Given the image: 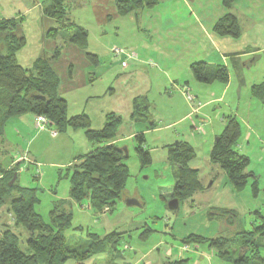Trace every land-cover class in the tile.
<instances>
[{
  "label": "rangeland",
  "instance_id": "374dc122",
  "mask_svg": "<svg viewBox=\"0 0 264 264\" xmlns=\"http://www.w3.org/2000/svg\"><path fill=\"white\" fill-rule=\"evenodd\" d=\"M103 1L70 0L67 3L68 21L64 29L59 30L56 38L45 37L43 42L45 54L59 78L58 93L67 102V115L72 116V112L81 110L88 104L87 107L94 110V118L90 121L91 127L97 124L95 112L103 113L104 118L107 113L114 112L121 116L122 120L127 119L130 112L129 98L145 92V82L150 81L149 78L136 74L130 77H126L127 74L118 77L117 73H192L188 67L189 62L199 56L196 45V22L205 26L213 22L216 16H219L217 5L220 2V0H184L183 2L172 0L173 6H171V0H157L158 5L150 10L151 18L143 15L131 20L133 12L125 16L119 15L115 9L112 10L111 4ZM167 3L170 4L169 7L166 6ZM239 3L254 8L253 18L257 17L256 12L261 8L264 10V1L253 3L252 0H239ZM238 16H240L239 21L245 23L241 15ZM248 21L249 18L246 22ZM151 22L157 23L156 31L146 27V24ZM71 23L87 31L88 46L96 50L94 53L98 55V63H92L81 48L68 42L69 36L73 33ZM169 25L173 28L172 33L168 35L163 28ZM241 28L244 30L242 25ZM56 46H60V53L56 58H51ZM114 47L133 51L135 58L125 60L124 55L115 57L111 52ZM138 47L139 50L136 49ZM139 52L144 53L150 60L143 62L138 68L136 63L139 60L136 54ZM247 59L248 64L242 67L243 69L230 67L231 85L224 96L221 88L225 83L222 82L219 90L212 91V94L207 92L204 100L199 101L195 97L193 103L186 100L183 84L180 82L169 83L164 87L157 83L149 86L148 93L144 95L150 105L156 108V112L161 110L168 112L172 105L176 108L181 107L184 111L187 109L184 105L186 103L192 116L170 128L160 124L162 128L156 130L146 125L147 129L142 132L144 134L142 148L150 155V162L147 164L141 162L136 151L137 140L134 137H127L124 133L121 134L123 135L121 141L116 145L126 149L127 157L124 164L127 167V178L124 191L114 207L111 211L106 207L94 214L86 208V199H83L81 204L71 203L70 210L72 227L80 226L84 231L89 229L95 234L102 233L98 231L102 215L107 216V220L114 226L117 224L120 227L121 223H124V218L128 217L130 223L138 222L141 226L146 223V226L153 231L144 240L138 239L135 232L130 233V236L123 235L114 244L115 250L106 243L104 255H97L95 252L93 258L85 264H130V262L133 264L136 258L140 259L138 264H145L146 260L150 262L152 258H141V256L146 250L152 251L154 244L160 240L163 246L160 247L159 254H156V259L162 264L167 258L164 247L175 245L178 248L180 238L187 234L194 233L205 238H238L242 236L241 231L252 230L256 222L261 219L256 212L264 216V105L252 97L250 92L252 85L264 81V54L252 55ZM121 60L127 61V68L121 65ZM87 73H95V76H98L91 86L82 84L83 77ZM189 90L190 94H195L192 88L189 87ZM181 92L184 97L180 96ZM88 94H93L94 97L86 101ZM208 100L209 102L203 105ZM74 101L78 102V106ZM197 105L199 108L193 112V107ZM197 116H203L207 120L212 118L211 123L214 124L222 118L226 119V116H236L241 127L239 144L244 143L246 147L240 149L237 145L235 148L240 154L249 158L245 172L254 174L258 188L256 194H253L251 189L253 181L251 177L240 192L231 193L227 190L229 183L225 174L209 159L214 138L213 133L210 132L211 126L206 125L207 121L205 124L197 122ZM193 121L197 122L195 126L200 127L199 131L195 126L192 128ZM10 127L7 124L5 128L9 144L7 143L8 146L5 147L0 146V163L4 168L9 166L6 170L14 165L16 167L19 163L16 188L23 186L35 189L38 196L35 210L42 221L49 224V212L53 202L69 199L70 182L66 175L68 168L66 164L74 154H78L75 149L79 146V139L82 136L78 133L82 130L74 131L73 137L71 128H68L70 129L68 132L65 130L60 133L56 128L47 126L46 134L41 135L34 142L31 141L24 148L23 143L22 147L19 145L20 141L15 130L11 132ZM125 129L126 126L122 131ZM57 132L61 136L53 138L51 134ZM10 133L14 139L11 138ZM77 135L80 137L78 138ZM246 135H248L247 139ZM83 139L87 141L85 136ZM165 140L169 145L164 144ZM175 142L188 143L195 151L194 158L188 161L187 166L197 170L202 188L191 198L180 201L177 210L170 211L168 202L172 198L171 188L175 183L173 173L175 167L168 161L167 154L168 149ZM87 143L96 146L94 143ZM23 154L27 156L28 161L21 158L22 161L16 160L11 163ZM217 172L222 175L218 177ZM126 199H135L139 206H127ZM66 210L68 211V207ZM6 228L12 229L20 240L28 235L23 227L15 224L12 213L7 211V204L0 208V236ZM65 234L69 238L72 235L75 238H84L86 244L92 241L86 238L85 232L80 233L74 228L66 230ZM260 243L264 242L260 240ZM188 246L190 251L184 252L182 256L188 258L190 264L195 259L200 260L202 264H231L221 260L217 252L218 248L209 245L208 242H191ZM235 247L237 244L230 243L224 250ZM194 249L205 254L197 257L193 254ZM259 252L264 257V247H261ZM68 262L75 264V260Z\"/></svg>",
  "mask_w": 264,
  "mask_h": 264
},
{
  "label": "trees",
  "instance_id": "16d2710c",
  "mask_svg": "<svg viewBox=\"0 0 264 264\" xmlns=\"http://www.w3.org/2000/svg\"><path fill=\"white\" fill-rule=\"evenodd\" d=\"M69 1L48 0L49 5L47 2L43 12L57 25L47 29L44 37L55 38L59 30L64 29L68 21L66 11ZM113 1L120 14L135 12L141 8L149 9L157 4V0ZM234 1L222 0V3L228 6ZM23 20V17L0 20V146L3 142V130L9 118L37 115L45 116L47 125L59 132L68 128L83 129L85 138L96 146L91 151L77 156L67 166L66 175L70 182L69 199L53 202L49 212V224L44 223L35 210L38 203L35 189L23 186L16 188L17 177L11 186L8 185L13 173L17 172L19 163L9 170L0 163V208L7 204V211L12 213L15 224L23 227L28 234L25 239L20 240L12 229L3 230L0 236V264H68L69 260H75V264H85L96 253L104 255L106 243L115 250L114 244L120 238V234L113 231L100 237L89 229L84 231L80 226L72 227L71 203L81 204L82 200L86 199L87 207L97 214L106 207L111 211L123 193L127 178V167L124 164L127 154L113 142L122 123V117L114 112L107 113L102 128L94 130L90 126L89 117L84 113L68 116L67 102L58 93L59 78L48 57L38 56L30 68H25L18 62L17 54L26 44V37L22 31ZM71 24L73 33L69 36L68 42L86 50L87 31L74 23ZM213 31L221 36L232 38L240 36L239 25L235 16L231 14L224 15L216 22ZM59 53L60 46H56L51 58H56ZM84 54L92 63H98L97 57L92 53L85 51ZM190 69L198 81L228 79L226 69L221 66L215 67V73L210 78L207 64L203 61L191 63ZM251 92L254 98L264 104V81L253 85ZM132 106L131 119L142 118L148 123L149 128H154L155 121L150 113L151 105L146 97L136 96ZM240 136L239 121L234 116H228L223 130L215 137L210 159L225 174L234 192L243 190L251 177L253 179L251 189L253 194H256L258 188L255 176L245 172L249 158L235 148ZM134 138L138 142L136 151L141 162L149 163L150 155L142 148L143 133L135 135ZM172 146L168 149V161L175 167L173 172L175 183L171 196L180 202L191 198L202 185L197 170L187 166L188 161L195 156L193 148L188 143L181 142ZM256 213L261 219L252 230L241 231L242 236L238 238H205L190 234L182 238L181 242L183 244L208 242L209 245H215L220 259L231 264H264V257L259 252V249L264 247V243H260V240H264V216ZM72 228L82 231L81 233L85 232L86 238L92 239L91 243L86 244V239L75 238L74 235L67 237L66 230ZM148 232L151 230L148 227L144 228L141 236L145 238ZM230 243L237 244V247L224 250ZM187 261L188 259H181L168 264H185Z\"/></svg>",
  "mask_w": 264,
  "mask_h": 264
},
{
  "label": "crops",
  "instance_id": "0c3cea01",
  "mask_svg": "<svg viewBox=\"0 0 264 264\" xmlns=\"http://www.w3.org/2000/svg\"><path fill=\"white\" fill-rule=\"evenodd\" d=\"M177 1H179V0H177ZM180 1L183 2L184 0H180ZM252 1L254 3V1H264V0H252ZM105 2L111 4L113 6L112 10L114 11V9H115L116 12L120 15V13L118 12L113 0H104L103 3H105ZM157 3H158V1H157ZM46 4H47V0H0V19H10V18H17V17H23V19H24L22 27H23V33L26 37V44L18 52L17 59H18L19 64L25 68H30L32 66L34 60L38 57V55L41 54L43 56H46L45 51H44V46H43V44H44L43 42H44V38H45L44 33L46 32L47 29H49L51 27H55L57 25V23L54 20H52L51 18H48L47 15H45V13L43 12L44 8L46 7ZM240 4H241V6H240ZM156 5H158V4H156ZM169 5L170 4L167 3L166 6L169 7ZM171 6H173L172 0H171ZM155 7L156 6L149 8V9L148 8H141L140 10L133 12L130 19L134 20V17H135V19H137L139 16H143V15H146L147 18H151L152 15L150 13L151 12L150 10L154 9ZM256 7H258V6H256ZM188 8L189 7H187V10H188ZM217 8H218L217 14L219 16H216L217 18H215V20L213 22H210V24L208 26H205V24H198L196 22V35H197L196 45L198 46L199 56L197 58H194V60H191V62H189L188 67H190L191 63H193V62L203 61L207 64L208 76L210 78L215 73V70H214L215 67H217V66L224 67L227 71V75L229 73L227 81H221L217 78L211 79V80L206 81V82L198 81L197 79L194 78L192 73H117L116 75L118 77L119 76L124 77V74H127L126 77H130V76L136 74L139 76H144V78L147 77L150 79V81H149V83H146V82H148V80L146 79L147 81L145 82V85H144V91L145 92H142V94H137V95H134L133 97L129 98V103H130L129 116L127 119L124 118L122 120V123L119 126L118 131L116 133V136L113 140L114 143L121 141V138L123 136L121 134H123V133L125 135H127V137L130 138V137H134L135 135H137L139 133L144 132L145 129H147L146 125L148 126V123L145 122L142 118L137 119V120H133V119H131L130 116H131V113L133 111V106H132L133 99L139 95L145 96L144 93H146V94L148 93L149 86L151 84L157 83L161 87L162 86L164 87L166 84L169 85V83L180 82L183 84L182 87L188 86V87L192 88L195 92V94H194L195 96L193 95L194 98L196 97L200 101V100H204L207 97V92H210L212 94V91L219 90L220 84L222 82V83H225V85L221 88L222 94L224 96L227 93V91L231 85V77H230V70H229L230 67L233 66L236 69H243L242 67H246V64H248L247 58H249L252 55L264 54V10H262V8L260 9V11L256 12L258 14L256 18H253L254 8L252 7V9H253L252 10L249 6H246V5L244 6V4L242 5V3H239V0H235L234 2L231 3V5H228V6H224L222 3V0H220L219 4L217 5ZM238 9H240V10H238ZM147 10H149V11H147ZM226 14H231V15L235 16L236 21H237L239 28H240V36L238 38H232L230 36H221V35L216 34L213 31L214 24L216 22H218ZM123 15L125 16L128 14H123ZM238 15H241V19L245 23L239 21L240 16H238ZM248 18H249V21L246 22ZM241 25L243 26L244 30H242ZM156 26H157V23H154V22H151V24L149 23L148 25L146 24V27L152 29V31L153 30L156 31V29H157ZM182 27H184V26H182ZM172 28L173 27H171V25H169L168 27L164 26L163 30L165 32H167L169 35L172 33ZM136 49L139 50V47ZM85 51L90 52L93 55H95L97 57V61H98V55L96 53H94V52H96L95 49L88 46L86 50H83L84 53H85ZM136 56L138 57V60H139L137 62L139 64L136 63V66H138V68L140 66H142L143 62L150 60L144 53L142 54V52L137 53ZM127 67L128 66H126V68ZM142 68H144V67H142ZM90 74H93L94 76H89ZM87 75L85 74V76L83 77L82 84L87 85V86H91L93 83V80L95 78H98V76H95L96 75L95 73H87ZM250 92H251V90H250ZM251 95H252V92H251ZM180 96L181 97L183 96L182 92H181ZM93 97H94L93 94H88L86 97V101L92 100ZM252 97H253V95H252ZM146 99H147V97H146ZM257 101H259V100H257ZM208 102H209V100L205 101L203 103V105L208 103ZM74 104H76L78 106L77 101H74ZM171 105H172V103H171ZM184 105L187 108L184 111H182L181 107L176 108L172 105V108H169L168 112H163L162 110L160 112H158V111L156 112L155 111L156 108L151 106L150 113L152 114L153 119L155 121L154 128H156V130L162 128V126H159L160 124H162L163 127L170 128L172 125H175L178 122H181L182 120L186 119L188 116H192L191 112L189 111V106L187 107L186 103ZM87 106H88V104L83 106L81 108V110H77V111L74 110L76 112H72V115L79 114V113H85V115H87L91 121L94 118V110L88 108ZM77 109H79V108H77ZM230 115H233V114H230ZM95 117L97 120V124H96V126H92L91 128L99 130L102 128L105 118H104L103 113H101V112H98V113L95 112ZM227 117L228 116H226V118ZM197 120H198L197 122H201V123L204 122V124L207 121L206 125L208 124V126H211L210 132L213 133V137H214L213 142L215 140V137L221 133V131L223 130L225 123H226L225 118L220 119V121L217 122L216 124L211 123V121L213 120L212 118L207 120L203 116L202 117L197 116ZM197 122L193 121L192 128H193V126L196 125ZM7 124L9 127L11 126L9 129L11 132H12V130H15V133L17 135V139H19V141H20L18 143H19V145H21V147H22V143H23L24 148L31 141L34 142L41 135L46 134L45 128L48 126L47 125L44 129H39L35 124L33 116L11 117L8 119V121L4 127V130H3L2 146H4V147L8 146V144H9V141H8L9 139H7V137H6L7 134L5 132V128L7 127ZM90 126H91V123H90ZM124 126H126V129L124 131H122ZM68 130H70V129H66V132H68ZM71 130H72V136L73 137L75 136L74 131L82 130V132L78 133V135L81 134L80 136H82V137L79 139V141H80L79 146H77V148L75 149L78 152V154H74L71 157L72 159L68 160L66 166H69L75 160V158L77 156L82 155L86 152H89L93 149V147H95L94 145L88 144L87 142H89V141L86 138H85V140H87V141H84V139H83L84 138V130L83 129H71ZM62 132L63 131H60V133H62ZM119 134L121 136H118ZM27 135L29 136V138L26 139ZM10 136L12 138L11 133H10ZM51 136L53 138H55V137L57 138L61 135L60 134L58 135V132H57V133H52ZM80 136H78V138ZM206 136H207V133H206ZM245 138L247 139L248 135H246ZM12 139H14V138H12ZM166 141L167 140H165V142ZM165 142H164V144H168L167 142L166 143ZM237 145L239 146L240 149H243L246 147L244 145V143L239 144V141H238ZM82 149H84V150H82ZM194 153H195V151H194ZM28 157H29V154H28ZM16 158L11 163L15 162L16 160H22L23 155H21V157L18 156ZM167 158H168V154H167ZM209 159H210V152H209ZM25 160L28 161L27 156L25 157ZM8 167L9 166H7L5 168H8ZM221 175H222V173L217 172L218 177ZM227 182H228V180H227ZM172 188H171V190H172ZM226 188L231 193L234 192L230 183H229V185H227ZM86 208L89 209L87 207V205H86ZM92 215H94V214L92 213ZM94 216H96V215H94ZM103 216L104 215L100 216L101 220H100V224L98 225V231H102V233H100V235L98 234L100 237H103L106 234L113 232V231L120 234V237H122L123 235L124 236L125 235L130 236V233L135 232L137 234L138 239L144 240L147 237H149L153 231L148 226H146L147 225L146 223H144L142 226L140 224H138V222L133 221L132 223H130V220L128 217L124 218V223H121L120 227H118L117 224H116V226H114L111 224V222L109 220H107L106 215H105L106 217H103ZM125 227H128V228H125ZM146 227H148L151 230V232H148L146 234V237L143 238L141 235H142L143 229ZM77 231H78V229H77ZM190 234H194V233H190ZM190 234H187L186 236H183L180 238V242H179L180 245H178V248H176L175 245H171L169 247L166 245L164 247L165 248L164 249L165 255L167 258L164 262H162V264L179 261L181 259H188V258H183L184 256H182V255L184 252L190 251L189 246H188L189 244H183L181 242V239L187 237ZM202 237H205V236H202ZM263 242H264V240H263ZM161 246H163V243L160 240L159 242H156L154 244L152 251L146 250L143 253L141 258L142 257H147V258L151 257L152 258V260L150 262H148L146 260L145 264H158V263L160 264V262H158V259H156V254H159V249ZM184 246H186L187 248L184 249ZM193 251H194L193 254L196 255L197 257L203 256L205 254V252L198 251L195 249ZM101 257L104 258V256H101ZM138 262H140V259L136 258L134 260L133 264H138ZM130 264H132V263L130 262ZM185 264H190L189 259ZM191 264H202V263L200 262V260L195 259L194 261H192Z\"/></svg>",
  "mask_w": 264,
  "mask_h": 264
},
{
  "label": "built area",
  "instance_id": "2783aa9c",
  "mask_svg": "<svg viewBox=\"0 0 264 264\" xmlns=\"http://www.w3.org/2000/svg\"><path fill=\"white\" fill-rule=\"evenodd\" d=\"M111 52L112 54L115 56V57H119L121 55H124V59H129V60H133V58H135V55L133 53V51L131 50H128V49H124V48H118V47H114L111 49ZM121 65L123 67H126L127 65V61H124V60H121ZM183 93L186 97V99L193 103V100L195 99L194 96L192 94L189 93V87L188 86H183ZM199 108V105L197 106H194L192 111L195 112L197 111V109ZM34 121H35V124L36 126L39 128V129H44L46 126H47V119L45 118V116L43 115H37L34 117ZM202 124V123H201ZM200 124V125H201ZM196 130H200V127L199 126H195ZM23 159H25V154H23ZM187 247L184 246V249H186Z\"/></svg>",
  "mask_w": 264,
  "mask_h": 264
},
{
  "label": "water",
  "instance_id": "95a60500",
  "mask_svg": "<svg viewBox=\"0 0 264 264\" xmlns=\"http://www.w3.org/2000/svg\"><path fill=\"white\" fill-rule=\"evenodd\" d=\"M175 144L178 145V142H175ZM122 149H124L125 154H127V153H126V149H125V148H122ZM16 177H17V173L14 172L12 178H11L10 181L8 182V185H9V186H11V185L15 182ZM210 184H211V183H210ZM126 205H127V206H131V205H138V206H139V203H138V201H136L135 199H126ZM178 207H179V200H178L177 198H171V199L169 200V202H168V209H169L170 211H175V210L178 209ZM166 264H168V263H166Z\"/></svg>",
  "mask_w": 264,
  "mask_h": 264
}]
</instances>
